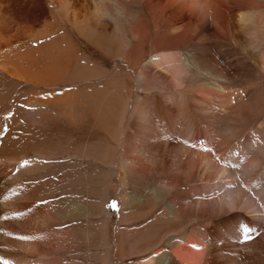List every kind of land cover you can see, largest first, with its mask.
I'll return each mask as SVG.
<instances>
[{
	"label": "rangeland",
	"instance_id": "rangeland-1",
	"mask_svg": "<svg viewBox=\"0 0 264 264\" xmlns=\"http://www.w3.org/2000/svg\"><path fill=\"white\" fill-rule=\"evenodd\" d=\"M239 2L236 9L222 0H111L104 9L112 18L104 13L96 26L86 20V0H79L72 6L86 30L82 37L55 0H0L16 28L37 33L48 24L47 36L17 47H45L36 68L48 85L0 70V128L12 114L22 141L42 152L21 158L28 162L22 177L35 170L43 175L20 179L26 197L20 221L7 220L18 228V241L7 235L6 242L20 258L28 264H142L153 256L154 264H189L195 252L197 264H264V217L242 208L252 195L248 181L238 209L217 208L223 188L235 197L232 183L242 172L226 159L248 152L254 137L262 143L255 146H264V0ZM224 166L228 173L221 174ZM69 206L81 215L61 216ZM100 211L113 219L103 247L85 234L86 217ZM239 224L254 229L248 242Z\"/></svg>",
	"mask_w": 264,
	"mask_h": 264
},
{
	"label": "bare ground",
	"instance_id": "bare-ground-1",
	"mask_svg": "<svg viewBox=\"0 0 264 264\" xmlns=\"http://www.w3.org/2000/svg\"><path fill=\"white\" fill-rule=\"evenodd\" d=\"M55 1H57L59 4L58 12L66 20L70 19L72 21L73 26L79 29L80 31L79 35L83 37L84 36L83 32L86 31L85 27L83 28V30L81 29L82 21H80V19L77 18L78 17L77 11L76 12L73 11L74 7L72 6V5L75 6L76 3H79V0H74V1L71 0L72 1L70 2L71 4L67 2L68 0L67 1L55 0ZM222 1L226 2L230 6H235L236 9L241 8L242 6L241 5L242 3L239 2V0H222ZM107 2H111V0H86V4H88L87 5L88 10L90 11L89 14L90 16L86 17V20L89 21L90 23H94L96 26H99L100 18L103 16L104 13L109 14V17H111L112 15L110 14V12L104 9V6ZM169 2L173 4L181 5L186 2H190L192 4L194 3V0H169ZM0 13L2 14L0 15V32H1L0 33V70L14 79L28 81V82H36V83L38 82L41 84L48 85L49 83L45 82L43 79L45 72L44 74H42L41 77L39 76L41 75L39 74L40 72L37 71L36 68V66H39L36 64L38 62L37 60L41 59V56L39 57L38 54H40L41 50L45 47L41 45L34 50L30 49L28 52L26 51L22 52L20 50L18 51L17 48V47H23V45H21L22 42L27 43L28 45L30 42H35V40L47 36L48 24H44L42 26L43 30L35 33L33 30L30 29H26V28L24 29L22 27L16 28V26L19 25L17 22H15L17 20L13 15H11L10 11L8 10L5 11L4 9H0ZM22 19H20V21ZM235 27L233 28L235 29ZM12 29L15 30L12 31ZM51 46L52 44H49V48ZM52 55L53 54L51 51H49V54H47L48 56L47 59L49 60V63L51 61L54 63V58L56 56L54 55L52 56ZM158 57H159L158 55L151 57L143 64V67L152 65L154 61H157ZM261 59L264 61V56H261ZM186 61L184 62L185 63L184 67H185V71L188 73V70L191 69L192 66L188 61L187 62ZM66 68L67 66H65V69H63V71L65 72L68 71L66 70ZM51 73L52 72L50 73L47 72L48 75H51ZM55 73L57 74V71L55 72L53 71V75H55ZM142 81H143V75L142 73H140L139 84H141ZM215 81L221 83L225 82V80L223 79H216ZM6 117L9 121L8 127L4 130L0 128V133H1L0 137H2L0 139V260H5L8 258L7 261H9L10 264H28L25 261V259L20 258V255L22 256V252H20L19 249H16L15 246H12L6 242L7 235H11L14 238L18 235V231H17L18 228L12 225L11 227L7 226V222H8L7 220L8 217L11 216L12 224L15 225H18L20 221V218L18 217L20 213L19 206L21 201L26 198L25 196L22 195L23 183L22 181H20V179H24L23 180L24 182L25 181L34 182L37 179H40L43 175V172L41 174L39 170L37 171L35 170V172H32V174H30L29 176L22 177L23 171H21V169L23 167H21L22 165L21 158H26L32 153H42V152L40 146L34 145L30 143V141L28 142L22 141L21 139L22 128L18 120L13 118L12 114L8 113ZM262 125L264 126V123ZM189 127H190V122L183 123L181 127L183 133L186 134L184 143H186L187 140L188 141L190 140L189 136L191 135V132L189 130ZM234 133H237L236 130L233 131V134ZM237 135L235 134L232 137L236 138ZM226 139L228 138L226 137ZM257 140L258 139L254 137V139H252L250 143H247L249 149L248 152L247 151L244 152L243 150L239 155L236 154L237 156H235L234 154H231L229 156V160L228 158L226 159V161L224 160L225 161L224 164L226 165L230 164L231 166L234 167V169H238L239 171L242 172L240 173L237 172L238 174L236 176V179L234 183H232L236 188L235 197H233V195L230 193L228 186L227 188H223L221 194L217 196L218 210L222 211L223 209H226L228 211H235L236 209H238V206L240 205L239 197L241 196L240 194L243 192V188H244L243 184L248 181L247 183H249L250 185L246 183L245 187H251V189L248 190V192H250L252 195L249 199L247 198L244 201L242 208L246 209V212H248L255 219L259 217H264V169H263L264 160L260 159L261 156H259V155L264 156V146H259V145L255 146V144L258 143L262 144L260 143L261 141L259 142ZM243 159L245 163H243ZM205 162L207 163L208 161ZM40 170L48 172L47 167H41ZM226 172H227L226 167L225 166L222 167L220 173L225 174ZM77 208L79 207L69 206L68 208L65 209L66 213H62L61 216L63 217L78 216L80 214V209ZM29 235L31 236L30 238H33L31 234H28V236ZM12 240L14 241V243L18 241L16 240V238L15 239L12 238ZM10 248L11 251L9 254L6 251L7 249ZM33 249L34 246H32V248L29 249L28 253L33 252ZM12 250L14 251L13 255H12L13 252ZM3 257L6 258L4 259ZM193 257H194L193 262L189 264H197L199 262L198 255L195 254V252L193 254ZM156 260H158V257L150 256L146 260L144 259L145 262L142 264H154ZM184 261L187 260L184 259ZM162 264H168V262H164V263L162 262Z\"/></svg>",
	"mask_w": 264,
	"mask_h": 264
},
{
	"label": "crops",
	"instance_id": "crops-1",
	"mask_svg": "<svg viewBox=\"0 0 264 264\" xmlns=\"http://www.w3.org/2000/svg\"><path fill=\"white\" fill-rule=\"evenodd\" d=\"M86 218L88 220L87 227L85 229L87 237H93V240L98 243L100 247L108 244L110 238L109 231L113 221L112 214L100 211L98 215L95 216L94 214L93 217Z\"/></svg>",
	"mask_w": 264,
	"mask_h": 264
},
{
	"label": "snow or ice",
	"instance_id": "snow-or-ice-1",
	"mask_svg": "<svg viewBox=\"0 0 264 264\" xmlns=\"http://www.w3.org/2000/svg\"><path fill=\"white\" fill-rule=\"evenodd\" d=\"M204 151H210V149H203ZM27 161H24L21 165V167H25L27 166ZM43 203V202H41ZM110 208H112L113 210H117L118 209V205L116 202H112L109 205ZM238 231L239 233H241L243 235L244 238V242H248L251 238H252V232L254 231V229H252L250 226L246 225V224H239L238 226ZM18 239H29V237H25V236H21L18 237ZM0 264H10L9 261L7 260H0Z\"/></svg>",
	"mask_w": 264,
	"mask_h": 264
}]
</instances>
